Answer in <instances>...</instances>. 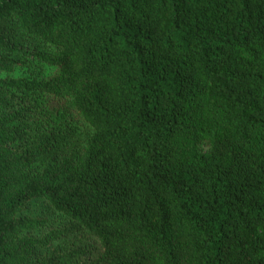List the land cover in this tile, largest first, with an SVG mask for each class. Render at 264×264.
<instances>
[{
  "label": "trees",
  "instance_id": "trees-1",
  "mask_svg": "<svg viewBox=\"0 0 264 264\" xmlns=\"http://www.w3.org/2000/svg\"><path fill=\"white\" fill-rule=\"evenodd\" d=\"M0 264H264V0H0Z\"/></svg>",
  "mask_w": 264,
  "mask_h": 264
}]
</instances>
